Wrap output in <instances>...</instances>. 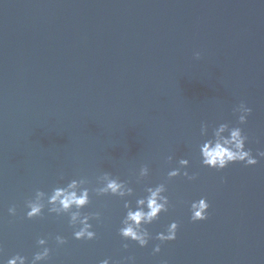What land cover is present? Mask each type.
<instances>
[{"label":"water","instance_id":"1","mask_svg":"<svg viewBox=\"0 0 264 264\" xmlns=\"http://www.w3.org/2000/svg\"><path fill=\"white\" fill-rule=\"evenodd\" d=\"M199 52L200 58L195 59ZM240 126L246 148L264 150V0H0V258L31 260L36 240L48 264H264V160L223 171L201 166V123ZM172 159L169 162L168 157ZM181 158L196 179L167 180ZM149 176L137 183L136 173ZM105 172L128 181L135 199L165 183L176 239L145 248L118 235L116 197L91 189ZM85 178L96 238L76 241L67 216L25 219V201ZM209 204L191 222L190 203ZM15 206L16 215L8 208ZM67 243L57 248L55 237ZM128 244L125 251L122 247Z\"/></svg>","mask_w":264,"mask_h":264},{"label":"clouds","instance_id":"2","mask_svg":"<svg viewBox=\"0 0 264 264\" xmlns=\"http://www.w3.org/2000/svg\"><path fill=\"white\" fill-rule=\"evenodd\" d=\"M195 59L200 58L199 52L195 53ZM251 108L241 102L233 109L236 117V125L221 122L214 127L206 123H201L200 136L202 142L197 145L201 166L217 172L223 171L229 165L243 164L244 167H254L259 160H264V150L257 151L253 156L252 150L246 148L248 137L243 133L240 126L247 123V118L251 114ZM171 156L168 157L170 162ZM189 160L181 158L177 161V166L167 172L166 179L183 177L187 181L196 179L195 175H190L186 170ZM149 176V168L143 165L136 173V182L139 183ZM87 179H72L62 187H55L50 193L37 190L34 196L25 201V219L33 220L43 218L44 210L47 209L49 216H67L68 227L72 229V238L76 241H92L96 238L92 221H99V212L87 214L82 213V209L90 204V190L86 186ZM97 187L91 189L96 197L111 196L123 202L124 215L120 222L121 226L118 235L122 241L134 243L139 248H145L150 240L156 243L152 248L153 254H158L161 245L172 242L176 239L178 225L175 221L168 224L164 231L159 232L153 238L147 226L157 221L161 213L169 210L170 202L166 193L165 183H158L154 186H146L144 194L135 199V204L131 203L133 188L128 181L120 180L105 172L96 179ZM209 204L206 199L193 200L189 206L191 222H202L208 218ZM8 215L15 216V206L8 208ZM67 243L61 235L55 237L57 248ZM127 251L128 244L122 245ZM36 251L31 260L27 257L16 254L4 260L0 258V264H48L51 249L48 240L38 238L36 240ZM127 264H134V257H126ZM101 264H110L109 259H104Z\"/></svg>","mask_w":264,"mask_h":264}]
</instances>
